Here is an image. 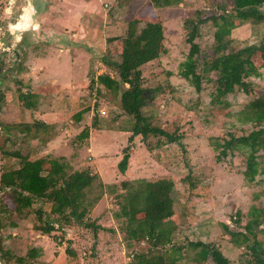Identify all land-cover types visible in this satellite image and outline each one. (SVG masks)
Segmentation results:
<instances>
[{"label": "rangeland", "instance_id": "374dc122", "mask_svg": "<svg viewBox=\"0 0 264 264\" xmlns=\"http://www.w3.org/2000/svg\"><path fill=\"white\" fill-rule=\"evenodd\" d=\"M232 3L233 0H183L156 7L151 0H0V90L4 97L0 118L8 123V127L0 128V147L5 144L21 149L33 159L65 160L69 172L90 167L92 173L98 174L95 182L105 181L106 187L110 184L116 188L115 193H132L140 184H136L137 180L158 181L160 194L156 202L169 195L173 200L164 207L156 205L158 211L161 209V226L166 223L171 231L168 240L164 229L159 228L154 237L157 247H150L149 241L133 244L132 248L126 246L123 219H117L114 213L111 218L109 213L120 210L115 194L109 192L97 206L98 214L104 216L96 219L88 214L86 218L98 228L80 224L70 228L55 223L56 228L49 235L36 228L47 220L46 214L39 220L35 212L40 204L23 209L20 215L16 211H0V239L3 249L12 255L11 263L15 264L18 257H30L26 264H128L134 259L135 250L150 249L155 253L174 243L179 246L201 239L215 243L231 264H245L250 257L248 240L242 234L234 237L226 226L245 234L248 221L253 223L256 238L264 243V170L254 181L247 182L245 155L239 151L222 154V146L214 145L216 141L222 143L229 132L241 135L252 129L251 124L240 122L235 113L264 90V68L252 77L250 92L238 88L228 93L224 100L230 104L223 109L224 103L211 102L215 91L212 82L204 79L198 91L180 74L190 47L184 20L195 16L196 10L201 9L203 16H208ZM129 19L159 20L164 25L168 51L142 66L144 87L148 88V104L143 113L152 124L178 135L177 141L167 142L165 136L151 134L146 140L137 135L129 143L134 117L122 111L118 97L103 84H99L102 94H95L98 83L91 86L92 79L97 80L103 72L116 75L101 57L108 49L121 50V39L109 43L107 38L124 35ZM107 23L110 28H105ZM215 28L212 21L200 26L196 41L203 53L213 51ZM231 34L232 48L239 49L264 37V23H244ZM66 40L71 44L66 46ZM256 62L260 64L259 60ZM30 92L33 96L28 97ZM20 93L27 95L22 98ZM27 101L34 105L27 107ZM87 106L90 108L79 122L76 115ZM35 119L50 128L39 132V138H27L11 124H32ZM94 120L97 127L92 124ZM86 126L89 135L80 137ZM35 130L32 127L31 131ZM7 133L12 141L14 135H21L24 140L7 141ZM160 139L165 143L158 145ZM127 144L131 156L123 173L118 163ZM1 156L0 148V173L4 161ZM4 162L17 164V159L7 157ZM50 167V163L43 162V170ZM127 179L136 186L123 187L121 182ZM4 199L12 208L13 201ZM134 203L130 215L140 216L144 202ZM45 208H50V202ZM253 233L249 232V243L255 238ZM68 247L73 252H68ZM29 251H34L35 257ZM198 251L191 245L185 247L188 259L180 264H196L192 257ZM210 263L211 256L204 264ZM0 264H7L4 257H0Z\"/></svg>", "mask_w": 264, "mask_h": 264}, {"label": "trees", "instance_id": "16d2710c", "mask_svg": "<svg viewBox=\"0 0 264 264\" xmlns=\"http://www.w3.org/2000/svg\"><path fill=\"white\" fill-rule=\"evenodd\" d=\"M181 1L183 0H151V3L156 7H166ZM219 8L220 12L214 11L208 16H203L201 9L196 10L195 16L187 17L184 20L188 34L187 42L190 47L186 59L181 63L180 74L192 82L198 91L202 89L204 79L212 82L215 85V91L212 93L211 102L214 104L224 103L223 109L230 104L224 100V97L228 93L237 91L238 88L250 92L253 85L252 77L259 75L264 68V37L258 42L233 49L231 34L238 25L264 23V0H233L229 8L227 6H220ZM207 21H212L216 27L212 53H203L200 44L196 41L200 33V26ZM108 27L107 23L105 28ZM25 37L24 43L28 41V34L25 33ZM117 39L122 40L121 50L108 49L101 57L104 64L109 69L114 70L117 77L108 72H103L97 75V80L93 78L91 86L94 87L98 83L95 94H102L99 84H103L109 92H113L118 97L122 111L134 117L135 120L128 137L129 143L133 142L137 135H141L146 140L151 134L165 136L167 142L179 140V136L174 132H169L149 122L143 113V108L148 104L146 93L148 88L144 87L142 66L168 51L164 43L165 29L163 23L159 20L145 22L129 19L126 33L122 36L109 35L107 42L112 43ZM65 43L67 46L71 44V41L66 40ZM256 60H259L260 64ZM126 84L128 85L126 86ZM26 95L20 93L19 97L24 98ZM29 95L33 96L32 92L28 94V97ZM3 98V91L0 90V112L3 107ZM33 105L31 101H27V107ZM89 108L87 106L82 109L76 118L81 121L82 114ZM235 114L243 124H251L252 129L241 135L229 132L228 137H223L222 143L216 141L214 145L215 147L222 146V154L228 152L233 154L236 151L243 153L246 157L244 178L247 182H252L256 175L264 170V90L253 95V98ZM6 124L8 123L0 118V128L4 125L8 127ZM11 124L27 138H38L39 132L42 130L50 131L48 124L39 119H35L32 124L25 123L22 125L16 121H12ZM92 124L97 127L96 120ZM32 127H35L36 130L31 131ZM14 134L16 133L14 132ZM88 135L89 126H86L79 136L87 137ZM20 136L14 135L13 141L24 140V137ZM6 140L12 141L10 135L6 137ZM164 143L161 139L158 141V145ZM0 148L2 160L5 161L7 157L17 159V164H6L3 161L0 173L1 212L11 210L12 214L16 211L20 215L23 209L34 204H40L39 207H36L35 212L39 215V220H42L45 214L47 220L43 225H36V228L49 235L55 230V223H59L60 226L80 224L87 228H98L95 222H88L86 218L94 205L105 193L109 192V194H115L119 203L120 210L115 211L114 215L117 219H123L122 230L125 233L124 241H126L128 248H132L133 244L141 245L143 241H149L150 247H157V241L154 242V237L158 235L156 233H159L160 227L164 229V236L171 240L169 236L170 226L166 223L161 226V218L159 217L161 209L158 211L156 205L164 207L171 204L173 200L169 195L168 198L156 202V198L160 194L158 181L137 180L136 184H140L132 193H115L116 188L110 184L106 187L103 181L95 182L98 174L92 173L90 167L69 172V163L65 160L46 157L33 159L30 153H23L21 149H12L5 144ZM260 151L263 153L260 154ZM123 152L118 167L124 173L131 156L130 144L124 147ZM44 161L50 163L51 166L47 171L42 169ZM134 183L131 180H123L121 185L125 188L134 187L136 186ZM139 193H143L144 196H138ZM4 197L13 201V209L4 202ZM135 200L142 201L145 205L140 216L130 215ZM49 202L50 208L47 209L45 205ZM238 216V218L236 217L237 222L241 220V214ZM2 227L3 224L0 220V229ZM226 227V230L234 237L242 234L244 239L248 240L247 246L250 250V257L245 260V264H264V243L256 238L252 221H248L245 226L248 230L245 234ZM249 232H254L255 238L252 243H249ZM174 245L175 243L164 251L156 250L155 253L150 249L148 251L134 249V259L128 264H180L184 259H188L184 248L190 245L199 248L196 256L192 257L196 264H204L210 256L212 259L210 264H231L223 251L213 242H205L200 239L197 241L188 240L186 244L175 245V247ZM67 250L70 253L73 252L69 247ZM0 253V257H4L7 264H14L10 260L12 258L10 251L3 249L1 239ZM33 253L35 252H28L31 257H35ZM28 258L18 257L15 264H26L29 262ZM182 264L188 263L183 262Z\"/></svg>", "mask_w": 264, "mask_h": 264}, {"label": "crops", "instance_id": "0c3cea01", "mask_svg": "<svg viewBox=\"0 0 264 264\" xmlns=\"http://www.w3.org/2000/svg\"><path fill=\"white\" fill-rule=\"evenodd\" d=\"M79 122H81V121H79ZM39 138V137H38ZM49 141V140H48ZM47 141V142H48ZM127 180H129V179H127ZM105 182V181H104ZM108 195V194H107ZM103 198V197H102ZM101 198V199H102ZM100 199V200H101ZM100 204V201H98L95 205H94V207L92 208V213L90 212L89 213V215L90 216H93V218H96V219H98V218H101V216H104L103 214H98V211H97V206ZM107 206V205H106ZM111 211V210H110ZM97 212V213H96ZM110 213V215H111V218H114V216H113V213H114V211H112V212H109ZM88 217V216H87ZM93 221V220H92ZM76 224H73L72 226H68V227H74ZM114 228H110V230H113Z\"/></svg>", "mask_w": 264, "mask_h": 264}, {"label": "built area", "instance_id": "2783aa9c", "mask_svg": "<svg viewBox=\"0 0 264 264\" xmlns=\"http://www.w3.org/2000/svg\"><path fill=\"white\" fill-rule=\"evenodd\" d=\"M107 4V3H106Z\"/></svg>", "mask_w": 264, "mask_h": 264}]
</instances>
